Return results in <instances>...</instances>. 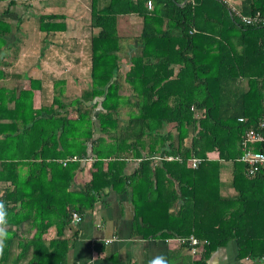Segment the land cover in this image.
<instances>
[{"label": "trees", "instance_id": "trees-1", "mask_svg": "<svg viewBox=\"0 0 264 264\" xmlns=\"http://www.w3.org/2000/svg\"><path fill=\"white\" fill-rule=\"evenodd\" d=\"M1 1L0 52L16 4ZM148 1L91 0L92 86L79 97L65 102L56 82L51 107L35 109V88L0 87V201L10 237L0 264H68L74 214L83 219L109 187L130 194L144 238L207 240L189 264H207L232 240L240 257L264 260V174L248 178L238 161L246 131L264 119V26L241 24L228 0H151V9ZM236 7L264 14V0ZM131 14L143 19L142 49L121 78L117 17ZM53 18L41 17V30L54 31ZM192 158L201 159L195 169ZM90 160L88 181L74 187ZM223 163L232 164L235 196L222 194Z\"/></svg>", "mask_w": 264, "mask_h": 264}, {"label": "crops", "instance_id": "crops-1", "mask_svg": "<svg viewBox=\"0 0 264 264\" xmlns=\"http://www.w3.org/2000/svg\"><path fill=\"white\" fill-rule=\"evenodd\" d=\"M229 1L239 5L241 0ZM7 3L0 2V16L7 9ZM51 15L55 18L48 23L55 26L54 31L41 30V17ZM7 18L14 28L0 52V87L11 91L35 88L34 108L40 109L53 104L56 82L63 83L57 89L62 87L65 102L92 86L89 42L98 29L93 27L91 0H16ZM61 26L64 28H58ZM117 30L121 65L118 76L122 78L130 70L132 56L139 55L142 49L143 19L136 14L119 15ZM13 105L8 103L9 108ZM69 113L74 116L75 109L69 107ZM97 127L95 138L102 136L98 123ZM210 156L217 158V153ZM91 161H83L74 187H82L88 181ZM138 163L139 160L130 162L127 171L132 172ZM225 191L222 187L223 195L236 194L234 189V195H227ZM135 216L129 193H118L113 187L105 189L93 210L80 222L74 221L77 237L69 250L68 264H148L157 255L166 256L169 264H189L202 258L205 251L193 256L189 246L179 243L178 239L144 238L138 234ZM206 262L264 264V260L240 257L236 240L217 248Z\"/></svg>", "mask_w": 264, "mask_h": 264}, {"label": "built area", "instance_id": "built-area-1", "mask_svg": "<svg viewBox=\"0 0 264 264\" xmlns=\"http://www.w3.org/2000/svg\"><path fill=\"white\" fill-rule=\"evenodd\" d=\"M230 11L235 13L243 25L248 26H264V14L257 13L256 15H242L234 3L228 0ZM148 8H152V1H148ZM240 122H244L240 119ZM242 155L238 159L239 162L245 165V174L248 178H255L260 174H264V119L260 120L254 127L246 131L242 141ZM157 161H181L179 157L174 156H158ZM201 163V159L192 158L188 161L190 168H197ZM75 222H80L81 217L74 214ZM179 243L188 244L190 252L193 256H200L205 251V246L208 245L207 240H200L195 236L189 238L178 239Z\"/></svg>", "mask_w": 264, "mask_h": 264}, {"label": "clouds", "instance_id": "clouds-1", "mask_svg": "<svg viewBox=\"0 0 264 264\" xmlns=\"http://www.w3.org/2000/svg\"><path fill=\"white\" fill-rule=\"evenodd\" d=\"M8 232V212L5 202L0 201V256L6 248V241L9 239ZM148 264H169V260L164 255H157L149 260Z\"/></svg>", "mask_w": 264, "mask_h": 264}, {"label": "rangeland", "instance_id": "rangeland-1", "mask_svg": "<svg viewBox=\"0 0 264 264\" xmlns=\"http://www.w3.org/2000/svg\"><path fill=\"white\" fill-rule=\"evenodd\" d=\"M231 163H223L222 165V186L226 190L227 195H234V191L231 187Z\"/></svg>", "mask_w": 264, "mask_h": 264}]
</instances>
